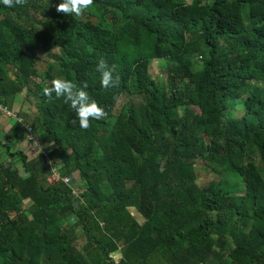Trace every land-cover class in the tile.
I'll use <instances>...</instances> for the list:
<instances>
[{
	"label": "trees",
	"instance_id": "16d2710c",
	"mask_svg": "<svg viewBox=\"0 0 264 264\" xmlns=\"http://www.w3.org/2000/svg\"><path fill=\"white\" fill-rule=\"evenodd\" d=\"M60 2L0 4V102L30 87L37 112L15 111L43 145L15 147L21 121L0 137V264H264V0H93L79 16ZM154 58L169 61L160 81ZM56 78L86 81L107 115L81 128L43 95ZM125 92L139 102L114 114ZM218 167L243 189L197 182Z\"/></svg>",
	"mask_w": 264,
	"mask_h": 264
},
{
	"label": "clouds",
	"instance_id": "9594fccd",
	"mask_svg": "<svg viewBox=\"0 0 264 264\" xmlns=\"http://www.w3.org/2000/svg\"><path fill=\"white\" fill-rule=\"evenodd\" d=\"M23 2L24 0H0V4L6 8H13ZM92 3L93 0H61L57 10L79 16ZM97 70L101 73L100 83L103 88H111L119 83V76L113 75L116 71L114 64L109 65L106 60L101 59L97 64ZM87 89L86 81L77 85L68 79L56 78L50 87L43 88V95L49 100L63 98L64 103L70 102V107L78 118L79 126L86 129L90 125V118L100 120L107 115L104 108L91 97ZM71 123L76 124L77 119L74 118Z\"/></svg>",
	"mask_w": 264,
	"mask_h": 264
},
{
	"label": "rangeland",
	"instance_id": "374dc122",
	"mask_svg": "<svg viewBox=\"0 0 264 264\" xmlns=\"http://www.w3.org/2000/svg\"><path fill=\"white\" fill-rule=\"evenodd\" d=\"M188 2H190L191 0H187ZM108 18H113V16L111 15V13L108 15ZM111 20V19H109ZM38 54L44 59V60H50L51 57H49L47 50L45 49V47H40L38 48ZM168 65H169V61L164 59V58H154L151 61L150 64V71L152 73V76L160 81L162 79H164L165 77H167V72H168ZM260 86H262V83H258ZM33 89V86H31ZM128 99L132 100V102L134 103H138L139 102V97L138 96H130L128 95V93H124L121 98L118 100L116 109L114 111V114L117 113V111L121 108V106L128 101ZM39 101V96L34 93L30 87L25 88L22 92L18 93L13 99H11L9 101V103L12 106V109L14 110H18V112L21 114L22 112H24L25 114H22L26 119H30L31 117L35 114V112H37V102ZM29 120V121H30ZM8 119L6 118L5 121L1 120L0 122V137L6 141L7 140V128H5L6 124H8ZM12 123L14 122V120L11 121ZM6 132V133H5ZM20 145V142H19ZM19 145H16V148H19ZM21 147H23V149L25 150L26 153H29L31 156L32 154L36 153V145L31 144L29 139L24 140V142L21 144ZM43 147V145L40 144L41 148ZM35 151V152H34ZM33 152V153H32ZM37 154V153H36ZM0 156H1V160H4L5 162H7L9 159L6 157L5 152L2 153V148H0ZM49 161H52L51 158H48ZM261 168H264V165L261 166ZM216 170H218V172L214 173L213 171H207L202 170L201 172H199L198 174V179L197 182L198 183H204L206 181L209 180H213L215 179L216 181L218 180H222L225 184L226 188L229 189H243L244 187V182L241 181V179H236L238 176L236 175H232L229 173H226L225 171H223L222 169H220L219 167L216 168ZM53 175H55L56 173H52ZM74 176V175H73ZM75 178V176H74ZM73 180V179H72ZM75 180L78 182V180L75 178ZM74 182V181H73ZM75 184V183H74ZM29 205V200H27L24 204ZM135 213V211H134ZM76 220L74 215H70L65 219H62L60 221L61 226H66V225H71L72 223H74V221ZM104 223H102L103 225ZM75 241L77 242V246L80 250H83V245L86 242V238L85 236L79 235Z\"/></svg>",
	"mask_w": 264,
	"mask_h": 264
},
{
	"label": "built area",
	"instance_id": "2783aa9c",
	"mask_svg": "<svg viewBox=\"0 0 264 264\" xmlns=\"http://www.w3.org/2000/svg\"><path fill=\"white\" fill-rule=\"evenodd\" d=\"M0 114H2L3 116H5L10 122H11L12 120H14V122H15V121H21L22 125H23L24 127L27 128V131H28V139H29V140H33V142H32L33 145L35 144L38 148L40 147V143H39L38 139L34 136V133H33V131H32V126H31V124H29L28 122H26V121L23 119L22 116H19L18 113H17L14 109H12V108L9 107L8 105L3 104V103L0 102ZM14 122H13V123H14ZM13 123L11 122V125H12ZM39 149H41V148H39ZM47 161H48L49 163L51 162V161L48 160V158H47ZM58 168H59L58 166H54V167L52 168L53 172L56 173L54 176H55L57 179H62V180H64V181L67 182L68 184H69L70 182H72V178H71V176H69V175H62ZM53 172H52V173H53ZM73 192L76 193V192H77L76 189H75ZM114 259H115V262H116V263H118L119 260H120V259H117V258H114Z\"/></svg>",
	"mask_w": 264,
	"mask_h": 264
},
{
	"label": "crops",
	"instance_id": "0c3cea01",
	"mask_svg": "<svg viewBox=\"0 0 264 264\" xmlns=\"http://www.w3.org/2000/svg\"><path fill=\"white\" fill-rule=\"evenodd\" d=\"M5 119H6V117L5 116H3L2 114H0V122H1V120H4L5 121ZM8 122V124H6V126H5V128H7V129H9V126L11 125V122L8 120L7 121ZM8 131V130H7ZM6 133V132H5ZM7 134V133H6ZM24 142V140H21L20 141V145H19V142H18V144L17 145H19V148H22L23 149V147H21V144ZM33 153V152H32ZM30 157H31V155H30ZM117 252H119V255H117V256H114L113 255V253H117ZM111 255L113 256V258H117V259H120L123 255H122V249H121V245H119V247L116 249V250H114L113 252H111Z\"/></svg>",
	"mask_w": 264,
	"mask_h": 264
},
{
	"label": "water",
	"instance_id": "95a60500",
	"mask_svg": "<svg viewBox=\"0 0 264 264\" xmlns=\"http://www.w3.org/2000/svg\"><path fill=\"white\" fill-rule=\"evenodd\" d=\"M43 161H44V159H43ZM45 164L47 167H49V165L46 162H45ZM78 204H79V202H75V205H78Z\"/></svg>",
	"mask_w": 264,
	"mask_h": 264
}]
</instances>
